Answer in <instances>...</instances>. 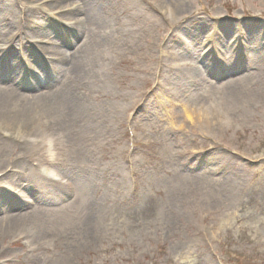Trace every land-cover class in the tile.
Wrapping results in <instances>:
<instances>
[{
  "label": "rangeland",
  "instance_id": "rangeland-1",
  "mask_svg": "<svg viewBox=\"0 0 264 264\" xmlns=\"http://www.w3.org/2000/svg\"><path fill=\"white\" fill-rule=\"evenodd\" d=\"M165 1L0 0L2 82L39 73L45 85L18 91L55 85L76 107L0 119V214L26 215L0 236V264H264V0H178L175 21ZM48 40L64 58L45 65ZM189 62L237 69L229 77L253 103L219 134L190 125L185 102L157 104Z\"/></svg>",
  "mask_w": 264,
  "mask_h": 264
},
{
  "label": "bare ground",
  "instance_id": "bare-ground-1",
  "mask_svg": "<svg viewBox=\"0 0 264 264\" xmlns=\"http://www.w3.org/2000/svg\"><path fill=\"white\" fill-rule=\"evenodd\" d=\"M165 3L167 4L168 12L171 14L174 18V21L176 20V14H180L184 12V5L178 1V0H166ZM67 11V10H66ZM204 22V21H202ZM26 23V22H25ZM198 26L199 25L198 23ZM26 27V24H25ZM25 27L24 23L18 22L16 29H15V37L14 40L18 37L20 40L21 38H25ZM0 30L1 27H0ZM92 30V28L87 29L86 34V40H90L89 32ZM187 33H193L191 30H183ZM185 33L187 36H190V34ZM24 34V36H22ZM1 35V34H0ZM228 41V40H227ZM48 45L53 47L51 49V54H49L53 58H64V54L58 53L56 51V47L60 48V45H57L58 42L48 40ZM231 41H228L230 43ZM50 47V48H51ZM205 47V46H204ZM61 50H59L60 52ZM6 64L9 63L10 67L17 68V64L15 60L11 61L9 60V57H4L3 60ZM81 68L82 66L79 63H76L72 66V68L69 69L71 73H73L75 76L81 74ZM54 71L57 73V69L54 68ZM212 70L206 69V70H198L194 71L191 70L190 74H183L184 79L182 83H191V82H201L203 80L208 87V91L205 94H199L194 93V88H189L187 86L186 89H184L180 95L174 96L175 91L173 90L170 95L167 96L164 99L166 102H170L169 104H163V103H157L158 106L164 109L165 111L171 110L173 112H177L176 108L180 105H182L184 102L189 108L190 114L187 115L190 125H200L207 129V132L209 134H219L220 131L218 128L220 126L221 121L224 117L234 118L238 115V113L250 108L253 103L250 102V98L247 95V93L240 91V85H239V78L236 77H229V75L234 74L238 70L232 69L230 70V73H227L226 75L221 73L219 76L211 75ZM52 73V72H51ZM49 74V73H47ZM53 74V73H52ZM211 75V76H210ZM182 76V77H183ZM186 77V79H185ZM212 78V79H211ZM6 81V80H5ZM186 81V82H185ZM178 82V83H180ZM4 84L0 78V119L5 120L6 122L11 123H20L21 125H24V123H28L31 121H34L35 117H47L50 118L51 114L59 113L60 115H66L71 116L75 113L76 107H74V99H70L68 97L70 91L66 90L65 93H62V91H59L60 88L58 86L48 87L47 88V95H41L40 94H24L21 91V89L29 88V89H39L43 84L40 80L37 78L31 81L21 80L17 83H14L13 81H6V86H3ZM13 84L15 87H11L10 85ZM49 85V83H48ZM177 85L176 83L172 85L173 89ZM191 85V84H190ZM50 86V85H49ZM170 89V90H171ZM39 93V92H38ZM197 99H202L205 101H201L199 103H195ZM210 101V103H209ZM187 102V103H186ZM189 102H191L189 104ZM163 106V107H162ZM246 108V109H245ZM155 109V108H154ZM186 112V110L184 111ZM178 113V112H177ZM46 114V115H42ZM187 114V113H186ZM66 120V119H65ZM4 121V122H5ZM228 126V125H226ZM18 125H16V131H10L6 134V131L2 133L4 138L6 136L9 137V139H13V137H19V134L21 131H18ZM227 128V127H226ZM1 129V128H0ZM14 130V129H13ZM67 185L68 182H65L63 184ZM3 211L0 214V236L1 235H18L19 232H16L13 234V232L17 231L19 227L13 226L12 221L13 220H21L25 221V214L20 213L14 214L12 211L7 212ZM12 217H7V214H11ZM9 225V226H8ZM58 264V263H57Z\"/></svg>",
  "mask_w": 264,
  "mask_h": 264
}]
</instances>
